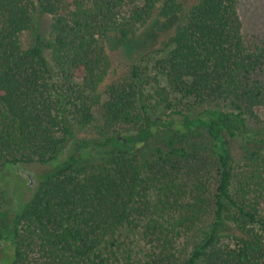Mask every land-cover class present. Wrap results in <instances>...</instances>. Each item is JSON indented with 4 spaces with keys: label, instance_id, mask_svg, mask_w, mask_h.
Instances as JSON below:
<instances>
[{
    "label": "trees",
    "instance_id": "1",
    "mask_svg": "<svg viewBox=\"0 0 264 264\" xmlns=\"http://www.w3.org/2000/svg\"><path fill=\"white\" fill-rule=\"evenodd\" d=\"M238 2L0 0V264H264V45ZM109 41L153 45V82L102 89Z\"/></svg>",
    "mask_w": 264,
    "mask_h": 264
},
{
    "label": "rangeland",
    "instance_id": "2",
    "mask_svg": "<svg viewBox=\"0 0 264 264\" xmlns=\"http://www.w3.org/2000/svg\"><path fill=\"white\" fill-rule=\"evenodd\" d=\"M238 12L246 40L264 45V0H239ZM51 21L52 18L50 16H43L38 23L40 31L47 34ZM176 25V22H169L159 26V30L156 31L158 42L156 46H154L155 48H160L161 46L159 43L169 39ZM28 43L29 36L25 34L23 37V44L27 46ZM151 47H153V45L148 43L145 44V46L141 45L138 47L119 41H109L106 44V52L110 59V68L102 84V89L111 83L131 79L134 75L133 71L135 67L139 68L143 74L142 77H146L153 82L154 77H156V73L153 71V58H142V53L144 54V52L148 51ZM258 114V122L264 127V106L259 108ZM102 135L103 133L100 129L95 126L76 130V137L82 139H100ZM201 138L202 135L197 133L190 136V139L197 144ZM232 151L234 155L240 154V149L236 143L232 145ZM21 169L22 170H20L18 174L19 178L21 177L24 182V200H28L33 192V188L39 181L40 175L45 170V167L38 163H33L23 165ZM18 185H20V183L18 184L8 177H5L3 180L0 179V191H7L11 201L16 200L18 195H20V186Z\"/></svg>",
    "mask_w": 264,
    "mask_h": 264
}]
</instances>
